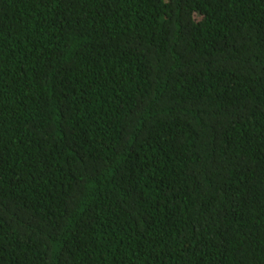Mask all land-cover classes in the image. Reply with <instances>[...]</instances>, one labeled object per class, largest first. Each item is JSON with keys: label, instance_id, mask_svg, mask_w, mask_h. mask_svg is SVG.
<instances>
[{"label": "trees", "instance_id": "trees-1", "mask_svg": "<svg viewBox=\"0 0 264 264\" xmlns=\"http://www.w3.org/2000/svg\"><path fill=\"white\" fill-rule=\"evenodd\" d=\"M0 264H264V0H0Z\"/></svg>", "mask_w": 264, "mask_h": 264}]
</instances>
